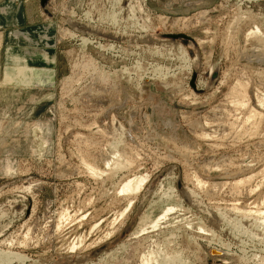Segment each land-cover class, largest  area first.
<instances>
[{
	"label": "rangeland",
	"instance_id": "374dc122",
	"mask_svg": "<svg viewBox=\"0 0 264 264\" xmlns=\"http://www.w3.org/2000/svg\"><path fill=\"white\" fill-rule=\"evenodd\" d=\"M261 2L121 0L117 13L113 0H0V264H144L149 251L150 264H264V224L248 212L264 210ZM173 35L188 36L193 51L171 46ZM68 76L74 84L62 90ZM238 81L248 99L239 110L226 102ZM251 106L257 127L244 122ZM210 124L220 129L206 138ZM112 158L116 169L104 165ZM135 175L146 179L141 190L120 193Z\"/></svg>",
	"mask_w": 264,
	"mask_h": 264
},
{
	"label": "bare ground",
	"instance_id": "6f19581e",
	"mask_svg": "<svg viewBox=\"0 0 264 264\" xmlns=\"http://www.w3.org/2000/svg\"><path fill=\"white\" fill-rule=\"evenodd\" d=\"M128 1H129V0H128ZM260 1H261V0H260ZM122 2H123V1H122ZM124 2H125V1H124ZM124 2H123V3H124ZM248 2H249V1H248ZM113 3H114L115 6H118V7H119V12H117V13H120L121 10H122L121 7H120V5H119V4H121V0H113ZM253 3H255V2H253ZM261 3H262L261 6L264 8V3H263V2H261ZM127 4H128V3H127ZM259 4H260V3H259ZM132 5H133V4H132ZM132 5H130V7H128V8L133 9V6H132ZM112 6H113V5H112ZM92 7H93V6H92ZM66 8H67V7H66ZM112 8H113V11H114V7H112ZM117 9H118V8H117ZM125 9H126V8H125ZM91 10H92V9H91ZM99 10H100V9H99ZM0 11H2V10H0ZM107 11H108V10H107ZM111 11H112V9H111ZM113 11H112V13H110V14H112V15H111L112 19H111L110 24H112V25L115 26V24L117 23V22L115 21V20L117 19V17H116V19H115V16L117 15V13H113ZM3 12H4V11H3ZM108 12H109V11H108ZM108 12H107V13H108ZM133 12H134V11H133ZM241 12H242V11H241ZM244 12H245V11H244ZM129 13H130V12H129ZM103 14H104V15H107V14H105V13H103ZM123 14H124V13H123ZM132 14H133V13H132ZM204 14H205V12H204ZM242 14H243V13H242ZM101 15H102V14H101ZM126 15H127V14H126ZM133 15H134V14H133ZM200 15H201V14H200ZM200 15H198V16L201 17ZM239 15H241V13H240ZM84 16H85L87 19H89L90 21L93 19V18L90 16V14H89L88 12H86V11H85ZM99 16H100V15H99ZM127 16H128V15H127ZM130 16H131V19H132V17H134V16H132L131 14H130ZM136 16H137V15H136ZM246 16H247V14H246ZM104 17H107V16H104ZM120 17H121V16H120ZM250 17H251V16H250ZM32 18H33V17H32ZM96 18H98V17L96 16ZM100 18H101V17H100ZM127 18H129V17H127ZM127 18H126V19H127ZM202 18H203V16H202ZM244 18H245V17H244ZM251 18H252V17H251ZM255 18H256V17H255ZM98 19H99V18H98ZM107 19H108V17H107ZM120 19H121V18H120ZM120 19H119V20H120ZM200 19H201V18H200ZM84 20H85V19H84ZM101 20H104V19H101ZM101 20H99V21H101ZM105 20H106V19H105ZM105 20H104V21H105ZM175 20H176V19H175ZM194 20H195V19H194ZM253 20H255V19H253ZM256 20H257V18H256ZM96 21H98V20H96ZM99 21H98V22H99ZM120 21H121V20H120ZM133 21H134V20H133ZM133 21L131 20L130 22H133ZM135 21H137V20H135ZM135 21H134V22H135ZM187 21H188V20H187ZM71 22H72V21H71ZM71 22H70V23H71ZM173 22H174V21H173ZM176 22H177V21H176ZM185 22H186V21H185ZM188 22H189V21H188ZM190 22H191V21H190ZM75 23H76V22H75ZM119 23H120V22H119ZM128 23H129V22H128ZM135 23H136V22H135ZM135 23H134V24H135ZM180 23H181V22H180ZM72 24H73V25H72L73 27L77 25V23L74 24L73 22H72ZM99 24H100V23H99ZM101 24H104V23L102 22ZM106 24H107V22H106ZM108 24H109V23H108ZM117 24H118V23H117ZM120 24H121V23H120ZM137 24H138V23H136L135 25H137ZM171 24H172V22H171ZM181 24H182V23H181ZM183 24H184V23H183ZM185 24H187V23H185ZM253 24H254V23H253ZM78 25H79V24H78ZM81 25H82V24H81ZM112 25H111V26H112ZM129 25H130V24H129ZM135 25H134V26H135ZM139 25H140V24H139ZM187 25H188V24H187ZM191 25H192V24H191ZM87 26H88V24H87ZM130 26H131V25H130ZM253 26H254V25H253ZM258 26H259V24H258ZM258 26L255 25V26H254V30L251 31L250 33H253V34H260V35H261V33H262V32L260 33V31H261L260 28H261V27L259 28ZM83 27H85V26H83ZM118 27H119V26H117V29H118ZM126 27H127V26H126ZM136 27H137V26H136ZM140 27H142V26H140ZM140 27H139V29H140ZM145 27H146V26H145ZM184 27H185V26H184ZM90 28H91V27H90ZM93 28H94V26H92V28H91V29L93 30L94 33H95V32H96L97 34L101 33V32H98V29H97L96 27H95L96 29H93ZM115 28H116V27H115ZM80 29H81V28H80ZM85 29L87 30V28H85ZM85 29H84V30H85ZM107 29H108V28H107ZM129 29H130V28H129ZM141 29H142V28H141ZM141 29H140V30H141ZM146 29H147V28H146ZM250 29H251V28H250ZM250 29H247V30L250 31ZM115 30H116V29H115ZM115 30H114V31H115ZM119 30H120V29H119ZM122 30H123V28H122ZM134 30H135V29H134ZM142 30H143V29H142ZM144 30H145V29H144ZM114 31H113V32H114ZM124 31H126V30H124ZM138 31H139V30H138ZM2 32H3V31H2ZM61 32H62V34H70V35L73 34L72 32H69V31L67 32V30H64V29L61 30ZM117 33H118V32H117ZM123 33H124V32H123ZM246 33L248 34V31L245 32V34H244L245 36H246ZM110 34H111V37H112V38L109 37V36L106 37V38H109L110 40H111V39L115 40V38H117V37H116V33H110ZM124 34H125V33H124ZM89 35H90V33H89ZM114 35H115V36H114ZM126 35H129V34L126 33ZM126 35H123V36H126ZM250 35H251V34H250ZM250 35H249V36H250ZM2 36H3V35H2ZM2 36H1V34H0V38H2ZM92 36H93V35H92ZM121 36H122V34H121ZM131 36H133V34H131ZM156 36H157V35H156ZM249 36H248V37H249ZM261 36H262V35H261ZM129 37H130V36H129ZM129 37H128V38H129ZM145 37H147V36H145ZM145 37L143 36V38H145ZM187 37H188V36H187ZM257 37H258V36H257ZM43 38H44V37H43ZM120 38H121V37H120ZM147 38H149V37H147ZM154 38H155V39H158V37H154ZM251 38H253V37H251ZM254 38H256V35H255ZM263 38H264V37H263ZM85 39H86V38H85ZM137 39H138V38H137ZM149 39H150V38H149ZM83 40H84V39H83ZM139 40H140V39H139ZM170 40L172 41L171 46H173V43H174V44H175L174 46L176 47V44L179 43L178 41H180V42L183 44V42H182L179 38H177V40H176V38H171V37H170ZM247 40H250V39H247ZM258 40L261 41L262 38H261V39H258ZM86 41H87V40H86ZM86 41H85L84 44H86ZM90 41H91V40H90ZM116 41H118V40H116ZM150 41H151V40H150ZM157 41H159V40H157ZM255 41H256V39H254V42H255ZM260 41H259V42H260ZM82 42H84V41H82ZM169 42H170V41H169ZM246 42H247V41H246ZM254 42H253V44H254ZM256 42L258 43V41H256ZM206 43H207V42H206ZM258 44H259V43H258ZM260 44H261V43H260ZM1 45H2V44H1ZM183 45H185V47L183 48L184 52H186V51H188V52H189V51L192 52V51H193V48H190V47H191V46H192V47H195V45L193 44L192 40H191L189 37H188V42H187L186 44H183ZM251 45H252V44H251ZM262 45H264V42L261 44V46H262ZM99 46H100V45H99ZM110 46H111V45H110ZM100 47H101V46H100ZM102 47H103V46H102ZM102 47H101V48H102ZM251 47L253 48L254 46H251ZM251 47H250V48H251ZM262 47H263V46H262ZM108 48H110V47H108ZM108 48L106 47V49H108ZM262 49H263V48H262ZM262 49H261V50H262ZM178 50H179V49H178ZM180 50H181V49H180ZM261 50H260V51H261ZM251 51L257 52V51H258V48H257V47H256V48L254 47V49H253V50H250V52H251ZM179 52H180V51H179ZM184 52L182 51V54H183ZM82 53H83V52H82ZM180 53H181V52H180ZM258 53H259V52H258ZM262 53H263V51H262ZM262 53H261V54H258V55L255 54V55H254V57H256L255 59H259L260 62H262L261 60L264 61V54H262ZM251 55H252V52H251ZM251 55H250V56H251ZM179 56H180V55H179ZM183 56H185V55H183ZM209 56H210V55H209ZM247 56H249V55H247ZM252 56H253V55H252ZM252 56H251V58H253ZM185 58H186V57H185ZM188 58H189V57H188ZM14 59H15V61H19V60L17 59V57H14ZM88 59H89V58H88ZM181 59H183V58H181ZM85 60H87V59H85ZM183 60H184V59H183ZM185 60H186V59H185ZM82 61H83V60H82ZM187 61H188V60H187ZM190 61H191V59H190ZM190 61H189V62H190ZM194 61H196V60H194ZM84 62H86V61H84ZM89 62H90V61H89ZM89 62H86V63L88 64ZM86 63H85V64H86ZM194 63H195V62H194ZM83 64H84V63H83ZM85 64H84V65H85ZM187 64H188V63H187ZM263 64H264V63H263ZM189 65H191V64H189ZM76 66H77V65H76ZM86 66H87V65H86ZM191 66H192V65H191ZM186 67H187V66H186ZM79 68H80V67H79ZM90 68H91V67H90ZM187 68H188V67H187ZM191 68H192V67H191ZM95 69H96V68H95ZM16 70H17V73H18V74H20V75L23 74V75H24V73H25V71H26V67H25V65H22V66H19ZM73 70H74V69H73ZM27 71H28V74H27L28 76H27V78H28V77L30 78L31 75H32V73H31L30 70H28V68H27ZM96 72H97V71H96ZM210 72H211V71H210ZM210 72H209V73H210ZM94 73H95V72H94ZM23 75H22V76H23ZM73 75H74V74H73ZM102 75H103V74H102ZM102 75H101V76H102ZM208 75H209V74H208ZM24 76H26V75H24ZM99 76H100V75H99ZM99 76H98V77H99ZM104 76H105V75H104ZM104 76H103V77H104ZM262 76H263V75H262ZM4 77L6 78V80H8L7 78H10L9 75H6V76H4ZM103 77H102V79L99 78L97 82H98V83H103L104 87L107 86V88H109L110 86H109V84H107V83H110V82H107V83H106L105 81H103V80H106V79L103 78ZM73 79H74V78H73ZM73 79H72V76H70V77H69V76H68V77H65L63 83H61V84H62V87H63L62 90H63L64 88H65V89H66V88L68 89L69 87H71V86H72L71 83L74 82ZM242 79H243V78H242ZM10 80H11V79H10ZM202 80H203V79H202ZM243 81H244V80H243ZM243 81H242V82H243ZM246 81H247V79H246ZM246 81H245L244 83H242V82H241V83H242V84H245ZM104 82H105V83H104ZM236 82H237V80H236ZM236 82H235V83H236ZM200 83H201V82H200ZM238 83H239V81H238ZM73 84H74V83H73ZM198 84H199V83H198ZM236 84H237V83H236ZM239 84H240V83H239ZM242 84H240L239 87L237 86V87H238L237 89L234 87V88H233L234 90H232V92H230L229 98L226 97V98H227V100H226L227 105H228V106H232V107H234V109H237V108H238V110H239V108H240L241 106H245L246 104H248V102H247L248 99L246 98L247 95L245 94V88H246V85H247V84H245L244 86H243ZM237 85H238V84H237ZM108 86H109V87H108ZM234 86H235V85H234ZM84 87H85V86H84ZM105 88H106V87H105ZM105 88H104V89H105ZM107 88H106V89H107ZM114 88H115V87H114ZM104 89H103V90H104ZM119 91H120V90H119ZM84 93H85V92H84ZM253 94H254V93H253ZM31 97H32V96H31ZM80 97H81V96H80ZM257 97H258V96H257ZM257 97H256V98H257ZM263 97H264V96H263ZM226 98H225V99H226ZM256 98H255V99H256ZM258 98H259V97H258ZM32 99H33V98H32ZM87 99H88V98H87ZM260 99L262 100L261 97H260ZM257 100H259V99H257ZM257 100H256V101H257ZM263 100H264V99H263ZM263 100H262V101H263ZM87 101H88V100H87ZM84 102H85V101H84ZM88 102H89V101H88ZM111 102H112V101H111ZM86 103H87V102H86ZM259 103L261 104L262 102L259 100ZM263 103H264V102H263ZM263 103H262L261 105H263ZM90 104H91V103H90ZM219 104H220V103H219ZM224 104H225V103H224ZM256 104H258V103H256ZM221 105H222V104H221ZM261 105H260V106H261ZM225 106H226V104H225ZM228 106H227V107H228ZM249 106H250V105H249ZM257 106H259V105H257ZM232 107H231V108H232ZM246 107H247V106H246ZM262 107H264V106H262ZM218 108H220V106H217V107L212 111V114H210V115H213V117H215V115L217 114V112H218V110H219ZM223 108H224V107H223ZM228 108H229V107H228ZM243 108H244V107H243ZM247 108H248V107H247ZM260 108H261V107H260ZM92 109H93V108H92ZM254 109H255V108H254ZM254 109H253L252 106H251L247 111L245 110V111L247 112V116L245 117V120H244V122L246 121L245 123H247V121H249V120H250V121H251V120H255L254 118H256V117H258V116L260 115V114H259L258 112H256ZM6 110H7V109H6ZM225 110H226V109H225ZM230 111H231V109H230ZM232 111H233V110H232ZM5 112H6V111H5ZM88 112H89V111H88ZM219 112H220V111H219ZM219 112H218V113H219ZM223 112H224V111H223ZM227 112H229V111H227ZM236 112H237V110H236ZM238 112H239V111H238ZM238 112H237V113H238ZM225 113H226V112H225ZM232 113H233V112H232ZM6 115H7V114H6ZM261 115H262V114H261ZM261 115H260L259 117H261ZM217 116H218V115H217ZM222 117H223V116H222ZM226 117H227V116H226ZM228 117H229V116H228ZM259 117H258L257 119H258V120H261V119H259ZM218 118H219V117H218ZM232 118H233V117H232ZM263 118H264V115H263ZM263 118H262V119H263ZM203 119H204V118H203ZM205 119H206V118H205ZM221 119H222V118H221ZM226 119H228V118H226ZM237 119H239V118H237ZM112 120H115V119L112 118ZM219 120H220V119H219ZM228 120H229V119H228ZM84 121H85V120H84ZM216 121H217V120H216ZM235 121H236V120H235ZM111 122H113V121H111ZM206 122H207V121H206ZM206 122H205V123H206ZM242 122H243V121H242ZM252 122H254V123H252ZM257 122H258V121H257ZM257 122H256V121H251V124H253V127H254V124H255L256 127H257V124H256ZM3 123H5V122H3ZM205 123H203V122L201 123V121L199 122V121L197 120V121H195V123H194L193 125H195V126H196V125H197V126H199V125L202 126V125L205 124ZM207 123H208V122H207ZM213 123H214V122H213ZM222 123H223V122H222ZM222 123H220V124H222ZM227 123L229 124V121L226 122V124H227ZM248 123H250V122H248ZM248 123H247V124H248ZM84 124H85V123H84ZM90 124H91V123H90ZM90 124H88V125H90ZM96 124H97V123H96ZM116 124H117V123H116ZM243 124H244V123H243ZM258 124H259V122H258ZM86 125H87V124H86ZM91 125H92V124H91ZM110 125H111V124H110ZM205 125H206V124H205ZM229 125H230V124H229ZM236 125H237V124H236ZM241 125H242V124H241ZM248 125H249V124H248ZM120 126H121V125H120ZM210 126H212V125L210 124ZM210 126H207V127H205V128H209ZM239 126H240V125H239ZM239 126H238V127H239ZM249 126H250V125H249ZM79 127H80V125H79ZM113 127H114V126H113ZM212 127H213V128H212ZM212 127L209 128L210 130L208 129V131H209V136H208V133H206V132H208L207 130H206V132H204L205 134L202 133V134L205 135L204 137H206V134H207V137H206V138H209V137H210L213 133H215V132L218 134V132H219L218 130L220 129V128H218L219 126H217L218 130L216 129V127H215L214 124H213ZM221 127H222V126H221ZM228 127H229V126H228ZM228 127H227V128H228ZM240 127H241V126H240ZM253 127H252V128H253ZM256 127L253 128V129H256ZM117 128H118V126H117ZM202 128H203V127H202ZM211 128H212V129H211ZM235 128H236V127H235ZM107 129H108V128H107ZM111 129H112V128H110V130H111ZM115 129H116V128H115ZM257 129H258V128H257ZM98 130H99V129H98ZM116 130H118V129H116ZM116 130L113 129V131H116ZM120 130H121V127H120ZM191 130H192V129H191ZM197 130H198V129H197ZM239 130H240V129H239ZM239 130H238V131H239ZM251 130H252V129H251ZM99 131H100V130H99ZM101 131H102V130H101ZM217 131H218V132H217ZM230 131H231V130H230ZM238 131H237V132H238ZM258 131H259V130H258ZM102 132H104L103 134H105V131H102ZM106 132H107V130H106ZM120 132H121V131H120ZM202 132H203V131H202ZM220 132H221V131H220ZM224 132H225V131H224ZM234 132H235V131H234ZM239 132H240V131H239ZM247 132H249V131H247ZM250 132H251V131H250ZM255 132H256V131H255ZM263 132H264V130H263ZM96 133H98V132H96ZM100 133H101V132H100ZM100 133H98V135H99ZM108 133H109V131H108ZM122 133H123V132H122ZM127 133H128V132H127ZM216 133H215V134H216ZM225 133H226V132H225ZM243 133H244V132H243ZM260 133H261V132H260ZM101 134H102V133H101ZM103 134H102V135H103ZM200 134H201V133H200ZM202 134H201V136H203ZM215 134H214V135H215ZM235 134H236V133H235ZM235 134H234V135H235ZM251 134H252V133H251ZM254 134H255V133H254ZM102 135H101V136H102ZM248 135H249V134H248ZM105 136H106V135H105ZM122 136H123V135H122ZM225 136H226V135H225ZM87 137H88V136H87ZM232 137L234 138V136H232ZM151 138H152V137H151ZM215 138H216V137H215ZM223 138H224V137H223ZM41 139H42V138H41ZM90 139H91V137H90ZM211 139H212V137H211ZM227 139H228V138H227ZM42 140H43V139H42ZM86 140H87V139H86ZM195 140H196V139H195ZM215 140H216V139H215ZM225 141H226V140H225ZM80 142H81V141H80ZM115 142H116V140H115ZM119 142H120V141H119ZM191 142H192V140H191ZM44 143H45V142H44ZM229 143H230V142H229ZM112 144H113V143H112ZM118 144H119V143H118ZM192 144H193V143H192ZM227 144H228V143H227ZM43 145H44V144H43ZM115 145H117V144L115 143ZM110 146H111V145H110ZM113 146H114V145H113ZM128 147H129V146H128ZM214 147H216V146H214ZM112 148H113V147H112ZM115 148H117V147H115ZM177 149H178V148H177ZM216 149H217V148H216ZM113 150H114V149H113ZM197 150H198V149H197ZM115 151H116V150H115ZM115 151H114V152H115ZM192 152H193V151H192ZM122 153H123V150H122ZM126 153H127V152H126ZM193 153H194V152H193ZM116 155H117V154H116ZM119 155H120V154H119ZM134 155H135V154H134ZM122 156H123V155H122ZM126 156H127V155H126ZM118 157H119V156H117V158H118ZM121 158H124V157H121ZM127 158H128V157H127ZM82 159H83V158H82ZM107 159H108V158H107ZM110 159H111V158H110ZM112 159H113V158H112ZM128 159H129V158H128ZM222 159H223V158H222ZM125 160H126V159H125ZM125 160H124V161H125ZM217 160H218V159H217ZM220 160H221V159H220ZM81 161H82V160H81ZM127 161H128V160H127ZM222 161H223V160H222ZM83 162H84V161H83ZM85 162H86V161H85ZM105 162H106V164H104L105 167H106V165L108 164V165L112 166L113 169H114L115 167L117 168L119 165H121L120 159H119V160H118V159H115V161H114V159H113L112 163H109L110 160H109V162H107V161H105ZM105 162H104V163H105ZM128 162H129V161H128ZM128 162H127V163H128ZM217 162H219V160H218ZM217 162H216V163H217ZM87 163H88V162H86L85 165H87L88 169H89L92 173H95L96 170H97V169L94 168L95 166H93V165H91V164H89V163L87 164ZM119 163H120V164H119ZM124 163H125V162H124ZM124 163H122V164H124ZM208 163H209V162H208ZM62 164H63V163H62ZM83 164H84V163H83ZM131 164H132V163H131ZM223 164H225L224 161H223ZM128 165H130V164H128ZM212 165H213V164H212ZM218 165H219V164H218ZM122 166H123V165H122ZM120 167H121V166H120ZM120 167H119V168H120ZM124 167H125V166H124ZM203 167H204V166H203ZM215 167H217V166H215ZM222 167H223V166H222ZM222 167H221V168H222ZM263 167H264V166H263ZM110 168H111V167H110ZM116 168H115V169H116ZM212 168H213V166H212ZM86 169H87V168H86ZM214 169H215V168H214ZM223 169H224V168H223ZM223 169H222V170H223ZM117 170H118V169H117ZM216 170H217V169H216ZM225 170H226V169H225ZM98 171H99V168H98ZM100 171L102 172L103 170H100ZM220 171H221V170H220ZM237 171H238V170H237ZM91 172H90V173H91ZM101 172H100V174H101ZM229 172H230V171H229ZM93 175H94V174H93ZM95 175H96V174H95ZM193 175H195V174H193ZM231 175H232V174H231ZM57 176H58V175H57ZM97 176H98V175H97ZM97 176H96V177H97ZM99 177H100V176H99ZM195 177L197 178L198 176H195ZM229 177H230V176H229ZM169 178H170V177H169ZM196 178L193 177L194 180H195ZM243 178H244V177H243ZM248 178H249V177H248ZM198 179H199V178H198ZM145 180H146L145 177L142 176V175H141V176H138V175L136 176V175H135L134 177L127 178L126 180H124V182L122 183V185H121V187H120V193L124 192V193H129V194H130V193H135V194H136L137 191L141 190V187H142V185L144 184ZM200 180H201V179H200ZM189 181H190V180H189ZM197 181H198V180H197ZM236 181H237V180H236ZM236 181H235V182H236ZM239 181L241 182V179L238 180V183H235V182H234L233 184H239ZM242 181H243V180H242ZM244 181H246V180L244 179ZM194 182H195V181H194ZM195 183H196V182H195ZM198 183H200V181H198L197 184H196V185H198V187H199L200 184H198ZM201 183H202V182H201ZM216 183L218 184V182H216ZM216 183H215V184H212L211 186L215 187V186H216ZM225 183H226V182H225ZM172 184H173V183H172ZM192 184H193V183H192ZM202 184H203V183H202ZM182 185H183V184H182ZM194 185H195V184H194ZM214 185H215V186H214ZM218 185H219V184H218ZM240 185H241V184H240ZM201 186H202V185H201ZM201 186H200V187H201ZM220 186H221V185H220ZM198 187H197V188H198ZM185 188H186V187H185ZM211 188H212V187H211ZM187 189H188V188H187ZM187 189H186V190H187ZM190 189H191V188L188 189V193H190V194L192 193V194H193V191L190 190ZM199 189H200V188H199ZM212 189H213V188H212ZM219 189H220V188H219ZM175 190H176V189H175ZM208 190H209V189H208ZM208 190H207V191H208ZM118 192H119V191H118ZM172 192H173V191H172ZM186 192H187V191H186ZM212 192H213V191H212ZM188 193H187V194H188ZM166 194H167V193H166ZM171 194H172V193H171ZM187 194H186V195H187ZM210 194H211V193H210ZM133 195H134V194H133ZM176 195H177V194H176ZM193 195H196L195 192H194ZM205 195H206V194H205ZM172 196H173V195H172ZM184 196H185V193H184ZM187 196H188V195H187ZM190 196H191V195H190ZM260 196H261V195H260ZM188 197H189V196H188ZM191 197H192V196H191ZM211 197H212V196H211ZM186 198H187V197H186ZM198 198H199V197H198ZM204 198H205V197H204ZM260 198H261V197H260ZM192 199H195V198H192ZM188 200H189V198H188ZM263 200H264V199H263ZM263 200H262V202H263ZM189 201H190V200H189ZM189 201H188V203H189ZM199 201H200V200H199ZM132 202H133V200H132V201H131V200L128 201V203H127V207H126V211H127L128 207H130V205H131ZM262 202H261V203H262ZM192 203H193V202H192ZM223 204H224V203H223ZM140 205H141V204H140ZM180 205H181V204H180ZM191 205H192V204H191ZM255 205H256V204H255ZM194 206H195V205H194V203H193V207H194ZM223 206H224V205H223ZM234 206H235V205H234ZM234 206H233V207H234ZM257 206H258V205H257ZM180 207H181V206H180ZM180 207H178V208L181 209L182 207H181V208H180ZM235 207H236V206H235ZM235 207H234V208H235ZM258 207H260V206H258ZM216 208H217V207H216ZM226 208H227V207H226ZM237 208H238V207H237ZM237 208H235V210H237ZM251 208H252V207H251ZM174 209H176V208H174ZM239 209H240V207H239ZM252 209H253V208H252ZM171 210H172V206H167V207L162 211V214L159 215V217L156 216L155 219H151V220H149L148 223H150L149 225H151V226L148 225V226H149V229H150V227H157V225L159 224V222H160L161 220L165 219V217L168 216V215H167L168 212H170ZM216 210H217V209H216ZM233 210H234V209H233ZM241 210L244 212V209H241ZM241 210H238V211L240 212ZM246 210L248 211L249 209L247 208ZM126 211H125V212H126ZM247 211H246V213L250 212V216H251V213L255 214V217L258 218V219H260V220H262V221H263V224H264V210L255 209V210H253V211H251V210L248 211V212H247ZM119 212H120V211H119ZM120 213H121V212H120ZM120 213H119V215H120ZM121 214H122V213H121ZM123 214H124V213H123ZM123 214H122V215H123ZM248 214H249V213H248ZM229 215H230V214H229ZM243 215H244V214H243ZM243 215H242V216H243ZM144 216H145V215H144ZM144 216H143V217H144ZM244 216H245V215H244ZM244 216H243L242 218H245ZM117 217H118V216H117ZM120 217H121V216H120ZM120 217L117 218L118 221L120 220V219H119ZM222 217H223V216H222ZM234 217H235V216H234ZM218 218H219V217H218ZM226 218H227V217H226ZM229 218H230V217H229ZM242 218H241V219H242ZM251 218H252L251 220H253V217H252V216H251ZM63 219H64V218H63ZM144 219H145V218H144ZM144 219H143V220H144ZM148 219H149V218H148ZM248 219H249V215H248ZM115 220H116V218H115ZM117 220H116V221H117ZM231 220H233V219H231ZM238 220H239V218H238ZM244 220H245V219H244ZM256 220H257V219H256ZM241 221H243V220H241ZM59 222H60V221H59ZM111 222L113 223V222H115V221L113 220V221H111ZM119 222H120V221H119ZM142 222H143V221H142ZM247 222H248V221H247ZM143 223H144V222H143ZM248 223H249V222H248ZM258 223H260V221H258ZM258 223H257V224H258ZM230 224H232V222H231ZM261 224H262V223H261ZM261 224H260V225H261ZM263 224H262V225H263ZM166 225H167V224H166ZM166 225H165V226H166ZM234 225H236V224L234 223ZM234 225H233V226H234ZM247 225H248V224H247ZM254 225H255V224H254ZM258 225H259V224H258ZM260 225H259V226H260ZM262 225H261V227L264 226V225H263V226H262ZM59 226H60V225H59ZM111 226H113V225H111ZM146 226H147V225H144V227H146ZM241 226H242V225H241ZM201 227H202V226H200L199 228H201ZM231 227H232V226H231ZM234 227H235V226H234ZM237 227H238V226H237ZM237 227H236L235 230H237ZM242 227H243V226H242ZM247 227H248V226H247ZM59 228H60V227H59ZM197 228H198V227H197ZM56 229H57V228H56ZM115 229H116V228H114L113 230H115ZM141 229L144 230V228H139V231H142ZM244 229H247V228H244ZM113 230H111V231H113ZM198 230H199V229H198ZM203 230H204V229H203ZM239 230H240V228H239ZM242 230H243V229H242ZM145 231H146V230H145ZM145 231H144V232H145ZM210 231H211V230H210ZM142 232H143V231H142ZM243 232H244V231H243ZM110 233H111V232H110ZM110 233L108 232V235H107V236H109ZM112 233H113V232H112ZM138 234H139V233H138ZM249 234H250V233H249ZM255 234H256V233H255ZM78 236H79V235H78ZM136 236H137V235H136ZM214 237H215V236H214ZM253 237H254V236H253ZM78 238H79V237H78ZM105 238H106V237H105ZM105 238H104V239H105ZM76 239H77V238H76ZM80 239H82V238H80ZM216 239H217V238H216ZM216 239H215V240H216ZM254 239H255V237H254ZM78 240H79V239H78ZM217 241H220V240L217 239ZM74 242H75V241H74ZM220 242H221V241H220ZM67 243H68V242H67ZM72 243H73V242H72ZM72 243L70 244V246L72 245ZM75 243H76V242H75ZM81 243H82V242H80V244H81ZM222 243H223V242H222ZM25 244H26V243H25ZM220 244H221V243H220ZM224 244H225V243H224ZM20 245H21V244H20ZM68 245H69V244H68ZM68 245H67V246H68ZM77 245H79V244H75L76 247H78ZM72 246H74V243H73ZM72 246H71V247H72ZM216 246H217V244H216ZM216 246H215V247H216ZM79 247H80V246H79ZM226 247H227V246H226ZM226 247H224V248H226ZM66 248H67V247H66ZM72 248H73V247H72ZM72 248H71V249H72ZM221 248H223V247L221 246ZM252 248H253V247H252ZM71 249H69V250H71ZM73 249H74V248H73ZM213 249H214V248H213ZM227 249H229V248H227ZM215 250L218 251V254H220V253L224 254V253L222 252L223 250L221 251V250H219V249H217V248H215ZM217 251H216V252H217ZM225 252H226V251H225ZM149 253H150V254H149ZM157 253H158V252H157ZM145 254H146V253H145ZM148 254H149V255H147L148 257L146 256V258L143 256V257H144V258H143V262L140 260L142 263H144V264H150V263L152 262V260L155 259V256L152 254L151 251H149ZM225 254H226V253H225ZM227 254H228V252H227ZM227 254H226V255H227ZM140 255L142 256V254H140ZM156 255H157V254H156ZM161 255H162V254H161ZM220 255H221V254H220ZM141 256H140V257H141ZM223 256L225 257V255H223ZM223 256H222V257H223ZM255 256H256V255H255ZM156 257H157V256H156ZM173 257H174V256H173ZM7 258H8V257H7ZM17 259H18V258H17ZM178 259H179V258H178ZM258 259L262 260V258H261L260 256H259ZM155 260H156V259H155ZM155 260H153V261H155ZM162 260H163V259H162ZM18 261H19V260H18ZM20 261H21V260H20ZM75 262H76V261H75ZM259 262H260V261H259ZM262 262H264V261H262ZM167 263H168V262H167ZM185 263H186V262H185ZM257 263H258V262H257ZM260 263H261V262H260ZM179 264H180V263H179ZM249 264H250V263H249ZM258 264H259V263H258ZM261 264H262V263H261Z\"/></svg>",
	"mask_w": 264,
	"mask_h": 264
},
{
	"label": "water",
	"instance_id": "95a60500",
	"mask_svg": "<svg viewBox=\"0 0 264 264\" xmlns=\"http://www.w3.org/2000/svg\"><path fill=\"white\" fill-rule=\"evenodd\" d=\"M45 2H46V0H41V4L42 5H45ZM77 26H79V27H81V25H77ZM82 28H84L85 29V27H83L82 26ZM100 35H102V34H100ZM104 36H106V37H111V35L110 34H105ZM112 38V37H111ZM171 38H179L182 42H183V44H186L187 42H188V37L186 36V35H173V36H171ZM217 250H213L212 252L213 253H218V251L216 252Z\"/></svg>",
	"mask_w": 264,
	"mask_h": 264
}]
</instances>
